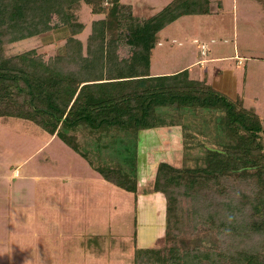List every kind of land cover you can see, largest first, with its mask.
<instances>
[{"label": "trees", "instance_id": "trees-1", "mask_svg": "<svg viewBox=\"0 0 264 264\" xmlns=\"http://www.w3.org/2000/svg\"><path fill=\"white\" fill-rule=\"evenodd\" d=\"M105 1L112 20L93 22L84 51L75 36L84 23L75 10L85 2L94 13L105 12ZM211 1L170 0L150 17L138 19L123 12L121 0H0V115L16 114L59 135L106 181L134 193L142 180L140 160L145 148L153 146L150 131L180 127L182 147L203 154L196 156L195 166L159 157L153 191L167 202L165 236L186 225L179 209L187 196L193 203L185 213L188 221L213 220L221 228L222 243L207 251L195 246L180 252L171 246L155 259L159 264H264L259 248L264 243L263 121L216 89L207 72L200 78L188 68L151 74L159 31L182 16L210 14ZM124 16L131 18L127 29L135 34L112 32L124 25ZM55 25L70 32L61 52L46 57L33 48L4 55L5 40ZM122 43L130 46L128 58L120 59ZM78 129L93 137L89 148L82 147ZM227 180L235 181L229 186ZM211 198L219 200L207 204ZM153 254V248H138L134 264Z\"/></svg>", "mask_w": 264, "mask_h": 264}, {"label": "rangeland", "instance_id": "rangeland-1", "mask_svg": "<svg viewBox=\"0 0 264 264\" xmlns=\"http://www.w3.org/2000/svg\"><path fill=\"white\" fill-rule=\"evenodd\" d=\"M121 2L126 4L124 13L144 19L170 0ZM104 5L107 10L101 13H94L85 2L75 10L84 23L75 34L84 51L93 22L112 20L110 3ZM211 9L210 14L182 16L159 31L151 54V74L188 68L192 77L200 78L207 70L208 79L215 82L214 73L229 70L223 74L226 93L238 106L257 113L264 124V0H212ZM122 19L124 25H116L112 32L124 37L135 34L127 29L131 18ZM69 34L67 28L55 25L16 41L5 40L4 55L36 48L48 57L62 51ZM118 54L120 59L128 58L130 46L122 43ZM233 75L240 93L231 86ZM177 129L150 131L153 146L144 149L145 158L139 163L142 180L134 193L106 181L59 135L16 114L0 115V264H134L138 248L155 250L141 264H159L155 258L171 246L180 252L195 246L203 251L219 249L220 226L213 220L211 224L189 222L185 213L193 203L187 196H182L183 208L179 209L186 225L170 237L165 236L164 195L147 196L154 192V172L161 158L175 165L195 166L196 156L203 154L201 149L182 147L181 128ZM76 133L82 147L89 148L93 139L89 131L78 129ZM234 181L225 183L231 186ZM216 200L211 198L207 204ZM259 248L264 251V243Z\"/></svg>", "mask_w": 264, "mask_h": 264}, {"label": "crops", "instance_id": "crops-1", "mask_svg": "<svg viewBox=\"0 0 264 264\" xmlns=\"http://www.w3.org/2000/svg\"><path fill=\"white\" fill-rule=\"evenodd\" d=\"M223 71V70H222ZM229 70H224L223 72H221V73H219V72H217V73H214V76L213 77H215V79L213 78V80L215 81V82H211L212 83V85L216 88V89H218V90H220V91H222V93H225V94H227L226 93V89L224 88L225 87V85H223L224 84V82H225V77H224V75H225V73H227ZM205 72H207V70L205 71ZM224 74V75H223ZM232 75V74H231ZM220 80L222 81V83L220 82ZM216 85V86H215ZM224 86V87H223ZM231 86H233L234 87V90L237 92V93H240L239 91H238V80H237V77H236V75H233V83H232V85ZM235 92V93H236ZM228 95V94H227ZM168 131H170V132H172L171 130H168ZM13 174H14V176L16 177L17 175V171L16 170H14V172H13ZM154 193H160V192H153V193H150V194H147V196H150V195H152V194H154ZM160 194H162V193H160ZM143 196H145L146 197V195H143Z\"/></svg>", "mask_w": 264, "mask_h": 264}]
</instances>
